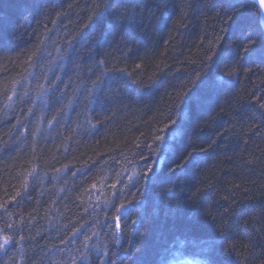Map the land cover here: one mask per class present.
<instances>
[{"label": "trees", "instance_id": "1", "mask_svg": "<svg viewBox=\"0 0 264 264\" xmlns=\"http://www.w3.org/2000/svg\"><path fill=\"white\" fill-rule=\"evenodd\" d=\"M232 2L0 0V264H264V63Z\"/></svg>", "mask_w": 264, "mask_h": 264}, {"label": "snow or ice", "instance_id": "2", "mask_svg": "<svg viewBox=\"0 0 264 264\" xmlns=\"http://www.w3.org/2000/svg\"><path fill=\"white\" fill-rule=\"evenodd\" d=\"M260 9H264V0H257ZM248 5V0H233V2L230 5V9L235 13V15L229 14V22H230V27H235L237 30L241 31L242 33H246L245 39L242 41V46L244 47V51L247 54V58L251 60L252 63H264V32H261L259 38L255 37L252 35L250 32H247V29L245 28V17H244V9ZM105 7V0H99V3L95 4L92 13L93 15H99L100 9ZM246 45V46H245ZM105 64V61L103 59L98 61V69L101 70V75H103V65ZM137 68L140 67V65L136 66ZM121 72V77L116 78V83L119 85H126L128 83L127 79H124V70L120 69ZM126 75H131L130 73ZM228 75L230 76H235V72H229ZM195 93L187 97V100H191ZM11 99V97H9ZM261 108H264V103L260 104ZM182 114V113H181ZM260 119L264 120V114H259ZM171 119V117H169ZM172 124H175L176 121L172 120ZM165 127H170V125H165ZM165 131V128H160L158 130V133H163ZM156 140H163L164 138L156 134L155 136ZM59 171V170H57ZM152 169H146L143 170L142 172H139L136 174V177H130L129 179H135L136 183H139L141 180H150L151 177L149 176V172H152ZM29 175H32V173H29ZM25 184H27V181H25ZM93 188L96 187L95 184L92 185ZM111 187L115 188L116 184H112ZM114 206V205H113ZM125 208L124 204H120L119 208H116L117 213H119L122 209ZM181 210V205H177L175 211L179 212ZM116 223H115V228L117 230L121 229V224H120V219L121 217L117 215L114 217ZM23 224V219L21 218L20 224L17 225V229ZM7 229H13V223L10 222H5L4 227L0 228V252H3L7 254L8 252V246L13 243V237L16 234L15 232L13 233H8ZM221 234L223 235V241L221 243L227 242L229 244V247L226 249L227 253L229 256H232L233 254L239 252V250L243 247L242 242L237 243V238L235 236L230 235V229H225L221 228L220 229ZM75 235V233H74ZM116 233H113V236H115ZM20 240H23V236H20ZM16 243H19V240L15 241ZM87 247V245H85ZM253 248L255 247L254 245L252 246ZM105 256H108V253H104ZM113 256H115V253H112ZM248 256H254V251L249 252ZM261 261H264V254H261L259 257ZM81 260H87L86 256H81ZM245 259H248V257H245ZM71 264H78V261L75 257L72 258ZM103 264V262H101ZM108 264H114V261L109 260ZM249 264L251 262L249 261Z\"/></svg>", "mask_w": 264, "mask_h": 264}, {"label": "water", "instance_id": "3", "mask_svg": "<svg viewBox=\"0 0 264 264\" xmlns=\"http://www.w3.org/2000/svg\"><path fill=\"white\" fill-rule=\"evenodd\" d=\"M251 1L257 6V8L259 10V21H260V25L262 27V30L264 32V9H260L257 0H251Z\"/></svg>", "mask_w": 264, "mask_h": 264}, {"label": "rangeland", "instance_id": "4", "mask_svg": "<svg viewBox=\"0 0 264 264\" xmlns=\"http://www.w3.org/2000/svg\"><path fill=\"white\" fill-rule=\"evenodd\" d=\"M183 263H184V261H172L169 264H183Z\"/></svg>", "mask_w": 264, "mask_h": 264}]
</instances>
